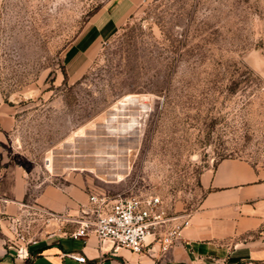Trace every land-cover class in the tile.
Masks as SVG:
<instances>
[{
  "label": "rangeland",
  "instance_id": "obj_1",
  "mask_svg": "<svg viewBox=\"0 0 264 264\" xmlns=\"http://www.w3.org/2000/svg\"><path fill=\"white\" fill-rule=\"evenodd\" d=\"M108 1L0 0V167H22L29 205L50 183L154 193L178 223L217 159L264 172V0H141L68 78L66 47ZM7 226L20 244L48 228Z\"/></svg>",
  "mask_w": 264,
  "mask_h": 264
},
{
  "label": "crops",
  "instance_id": "obj_2",
  "mask_svg": "<svg viewBox=\"0 0 264 264\" xmlns=\"http://www.w3.org/2000/svg\"><path fill=\"white\" fill-rule=\"evenodd\" d=\"M140 1L109 0L88 19L64 51L68 78L80 74L98 45ZM4 112L3 122H9ZM199 181L203 194L178 235L165 250L158 235H148L139 252L110 241L98 243L93 234L70 236L75 225L64 228L61 218L64 211L74 214L79 204L86 205V194L78 187L46 184L34 199L53 216L45 220L48 228L27 243V255L20 256L14 251L19 241L4 217L21 211L26 180L19 164L6 163L0 167V264H264V172L243 157L226 156L202 170Z\"/></svg>",
  "mask_w": 264,
  "mask_h": 264
},
{
  "label": "built area",
  "instance_id": "obj_3",
  "mask_svg": "<svg viewBox=\"0 0 264 264\" xmlns=\"http://www.w3.org/2000/svg\"><path fill=\"white\" fill-rule=\"evenodd\" d=\"M21 211L15 215H5L4 219L14 231L15 235L23 237L18 230L25 215H37L43 222L48 216H53L39 206L24 202L20 205ZM75 228L69 232L72 237L93 234L98 243L110 241L116 245L127 247L139 252L148 235L160 237V249L165 250L175 238L182 225L186 224L183 218L178 223L170 221L157 194L145 195H107L89 194L88 202L79 210ZM28 241L14 245L16 255L26 256ZM68 255L77 261H83L84 255L69 252Z\"/></svg>",
  "mask_w": 264,
  "mask_h": 264
}]
</instances>
